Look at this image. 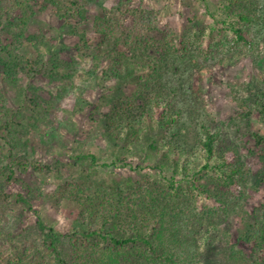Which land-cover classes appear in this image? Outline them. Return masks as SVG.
Listing matches in <instances>:
<instances>
[{
  "label": "trees",
  "instance_id": "16d2710c",
  "mask_svg": "<svg viewBox=\"0 0 264 264\" xmlns=\"http://www.w3.org/2000/svg\"><path fill=\"white\" fill-rule=\"evenodd\" d=\"M105 1L113 0H0V44L3 42L0 49L5 50L8 79L15 81L19 69L34 78L37 66L41 65L43 69L51 66L53 71H60L64 83L72 85L76 61L66 53L69 46L61 44L64 37L61 27L58 31L56 28L58 38L44 34L42 29L31 31V24L39 12L49 9L61 20L63 28L69 26L73 35H81L90 10ZM113 2L110 17H96L90 31L104 35L115 46L102 53L100 42H91L84 33L81 37L86 38L75 46L82 57L93 60L102 81L101 93L121 76L138 74L136 69L141 72L136 93L119 95L115 103L116 118L108 121L109 132L115 134L116 124L129 122L136 109L169 129L184 123V114H192L197 105L181 88L171 87L165 78L164 54L170 56V49H166L170 45L160 38L157 53L148 55L144 51L147 56H130L136 50L151 49L148 33L159 32L155 12L143 4L133 7V0ZM203 2L213 18L220 15L218 22L234 32V48L244 51L255 46L254 39L264 32V0H221L214 10L210 2ZM182 44L184 47L173 43L174 52L184 48L183 55L187 56L189 44L184 41ZM30 47L36 49L34 55L28 53ZM23 48L27 54L22 52ZM256 65L258 77L238 86L231 85L234 98L240 103L237 115L231 117V127L228 130L221 125L214 127L204 119L199 122L203 137L198 142L207 155L201 169L207 170L209 177L201 180L190 176L191 185L187 189L175 176L166 177L168 189L144 187L124 194L123 190H115L91 195L74 185L69 198L84 206L89 215L85 221V241L59 233L40 216L37 221L40 231H35L36 236H30V231L22 226L17 210L34 209L36 198L30 183L19 173L30 168L50 173L51 167L30 159L26 152L20 153L25 148L15 136L20 123L11 120L0 125V131L10 134V138L1 136L10 147L0 157V264H24L30 256H37L42 263L45 256L38 253L42 249L49 255L55 254L57 264H264V131L253 128L254 120L264 124V64ZM168 91L172 98H168L165 106L163 101ZM176 98H180L179 102H175ZM132 129L135 136V122ZM245 140L254 144L251 156L261 164L256 170L242 152L240 142ZM76 158L92 164L99 161V155L90 150L79 152ZM117 158L100 164L133 167L127 157L120 161L119 155ZM158 166L139 165L142 169H163ZM260 194L262 199L255 203ZM236 215L242 226L236 227ZM119 218L126 221L123 220V227H117L122 231L107 233L109 224ZM145 229L150 231L149 235L142 233ZM93 237L109 240V244L100 247L98 241L92 243Z\"/></svg>",
  "mask_w": 264,
  "mask_h": 264
},
{
  "label": "rangeland",
  "instance_id": "374dc122",
  "mask_svg": "<svg viewBox=\"0 0 264 264\" xmlns=\"http://www.w3.org/2000/svg\"><path fill=\"white\" fill-rule=\"evenodd\" d=\"M113 1L101 2L95 10H90L89 20L81 28L91 42H100L102 53L112 49L115 44L104 35H97L90 30L96 23V17H110L115 5ZM206 1L210 2L213 10L221 4V0ZM132 3L133 7L143 4L155 12L159 32L148 33L152 41L150 50H136L130 56L157 53L159 39L162 38L164 43L170 45L166 47L170 49V56L164 54L165 78L171 87L181 88L184 95L197 105L192 114H184V123L172 129L162 122L153 121L151 115L143 116L136 109L129 121L131 123L118 122L113 132L115 134H111L107 125L109 120L116 118L115 103L119 95L132 96L136 93L137 78L141 72L136 69L138 74L126 78L125 75L121 76L101 93L99 87L102 81L92 64L93 60L76 52L75 46L86 37H81L82 33L73 35L69 26L63 28L61 20L49 9L38 13L31 24V31L42 29L48 36L58 37L57 31L61 27L64 35L61 44L69 46L66 53L75 57L76 61L77 71L71 78L72 85L64 83L60 71H53L51 66L43 69L41 65L37 66L34 78L19 69L15 81L8 79L10 76L4 65L5 50L0 49V125L9 124L11 120L20 123L15 133L17 141L25 145L20 153L26 152L30 159L43 161L51 167L50 173L33 168L19 173L30 183L35 193L34 209L38 214L29 207L17 210L22 226L30 231L32 237L36 236L35 231H40L37 224L40 216L59 233L85 241V221H88L89 215L84 206L69 198L72 197L75 184L91 195L115 190H123L124 194L144 187L168 189L169 181L166 177L175 176L186 189L191 185L190 176L201 180L209 177L206 175L208 171L201 169L206 164L207 155L198 142L203 137L199 122L204 119L214 127L221 125L228 130L231 117L237 115L240 108L231 85L238 86L241 82L258 77L256 64H264V32L261 37L254 39V47L237 50L232 43L234 32L228 25L218 22L220 15L217 14L215 19L207 12L203 0H133ZM67 32L68 35L65 34ZM183 41L189 44L187 56L183 55L184 48L181 52H174L173 43L177 47H184ZM123 47L120 46L121 49ZM35 50L30 47L28 53L34 55ZM22 52L27 54V49L23 48ZM169 94L171 91L164 96L165 106L168 98H172ZM134 122L135 136L132 129ZM253 128L264 131V124L254 120ZM3 134L10 138L9 133L0 131V157L10 147L1 138ZM240 145L248 163L256 170L261 164L251 156L250 150L254 144L245 140ZM87 150L99 155L98 164L76 158V154ZM105 151L107 154L104 155ZM117 155L121 158L119 161L127 157L133 167L100 164L107 159H116ZM148 155L151 157L147 158ZM149 163L163 169L139 167L140 164ZM262 197L261 194L254 197L255 203ZM235 217L236 227L242 226L240 217ZM124 218L112 221L106 232H121L117 227H123L126 222ZM142 233L149 235L150 231L145 229ZM91 239L92 243L98 241L100 247L109 244V240L98 237ZM47 252L38 250V253L45 256L44 262H39L37 256H30L24 264H57L55 254L49 255Z\"/></svg>",
  "mask_w": 264,
  "mask_h": 264
}]
</instances>
